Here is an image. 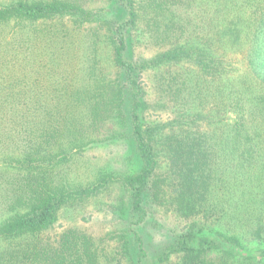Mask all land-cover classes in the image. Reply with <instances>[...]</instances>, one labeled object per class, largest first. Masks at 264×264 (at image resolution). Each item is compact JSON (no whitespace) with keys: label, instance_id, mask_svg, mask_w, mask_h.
Instances as JSON below:
<instances>
[{"label":"trees","instance_id":"16d2710c","mask_svg":"<svg viewBox=\"0 0 264 264\" xmlns=\"http://www.w3.org/2000/svg\"><path fill=\"white\" fill-rule=\"evenodd\" d=\"M90 2L0 0V264H98L41 236L112 187V261L264 264V0ZM118 137L134 171H88Z\"/></svg>","mask_w":264,"mask_h":264},{"label":"rangeland","instance_id":"374dc122","mask_svg":"<svg viewBox=\"0 0 264 264\" xmlns=\"http://www.w3.org/2000/svg\"><path fill=\"white\" fill-rule=\"evenodd\" d=\"M88 8L97 12L96 21L107 18L105 10L108 9L106 0H90ZM103 10L102 12H100ZM110 16V15H109ZM108 16V17H109ZM128 145L125 139L118 137L114 140L96 144L84 154L83 161L87 163V170L109 173H132L136 168L134 161L128 157ZM118 191L111 188L110 191H102L94 198H90L79 206L68 207L65 215L46 231L42 236V244L48 247L50 252L58 247V241L63 234L68 232L84 233L89 240L90 250H96L98 264H118L112 261L111 256L117 250V244L113 239L119 233L116 230L118 218L110 209V201L117 197ZM168 216V215H167ZM180 225L170 218L164 219L162 227L152 231V239L149 241L152 247L157 248L161 242L177 232ZM125 263V261H123ZM122 263V264H124ZM126 264V263H125Z\"/></svg>","mask_w":264,"mask_h":264}]
</instances>
